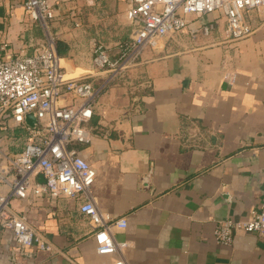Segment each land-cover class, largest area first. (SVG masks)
Wrapping results in <instances>:
<instances>
[{
	"label": "crops",
	"instance_id": "obj_1",
	"mask_svg": "<svg viewBox=\"0 0 264 264\" xmlns=\"http://www.w3.org/2000/svg\"><path fill=\"white\" fill-rule=\"evenodd\" d=\"M26 1L0 0V61L52 38L66 75L101 89L90 142L69 148L94 170L91 194L104 216L125 222L112 231L127 243L128 264H264L263 234L238 232L230 246L214 235L218 222L243 219L264 201V7L245 14L250 32L239 40L225 35L219 16L190 15L171 50L147 49L110 80L93 69V51L101 44L121 58L136 30L135 0H48L46 24L29 17ZM28 136L0 118L1 196ZM80 203L33 189L14 199L52 249L23 247L0 229V264H112L114 255L97 253Z\"/></svg>",
	"mask_w": 264,
	"mask_h": 264
},
{
	"label": "built area",
	"instance_id": "obj_2",
	"mask_svg": "<svg viewBox=\"0 0 264 264\" xmlns=\"http://www.w3.org/2000/svg\"><path fill=\"white\" fill-rule=\"evenodd\" d=\"M135 3L129 12L136 24L135 34L122 45L121 58L112 59L101 44L93 51V69L109 71L110 80L132 67L147 49L158 50L165 38L187 29L190 15L217 13L224 20L225 35L239 40L250 32L245 14L264 7V0H135ZM25 10L30 18L44 24L54 17L48 0H27ZM213 29L210 23L202 28V34L208 36ZM100 91L84 78L66 75L52 38L38 44L32 54L6 56L0 61V118H11L29 134L23 151L9 161L14 180L10 192L0 195V229L11 231L23 247L36 245L40 250H51L50 242L15 212L11 203L27 198L32 189L53 199H76L81 202L80 213L92 228L97 253L114 255L112 264H128L124 254L127 243L117 241L112 231L113 226H124L125 222L104 216L91 194L94 170L69 148L72 143L90 142V122ZM28 114H34L35 128L26 125ZM40 176L44 182L39 181ZM238 232L264 235V201L260 210L243 219L218 222L214 235L219 244L230 246Z\"/></svg>",
	"mask_w": 264,
	"mask_h": 264
},
{
	"label": "rangeland",
	"instance_id": "obj_3",
	"mask_svg": "<svg viewBox=\"0 0 264 264\" xmlns=\"http://www.w3.org/2000/svg\"><path fill=\"white\" fill-rule=\"evenodd\" d=\"M213 16H219L217 13H215V14H212ZM219 19L220 20H222V18H220L219 17ZM218 20V19H217ZM223 21V20H222ZM224 22V21H223ZM225 25V24H224ZM225 29V28H224ZM224 32H225V30H224ZM176 37V38H175ZM179 40V36H172V37H167V38H165L164 40H163V43H160V46L161 45H164L165 44V50H167V48H168V50H171V49H169V47L171 46L172 47V45H170L172 42H175V40ZM136 90L135 91H133L132 89H130V90H128V95L130 96V97H135V95H136Z\"/></svg>",
	"mask_w": 264,
	"mask_h": 264
},
{
	"label": "water",
	"instance_id": "obj_4",
	"mask_svg": "<svg viewBox=\"0 0 264 264\" xmlns=\"http://www.w3.org/2000/svg\"><path fill=\"white\" fill-rule=\"evenodd\" d=\"M26 125H28L31 128H35L36 126V119L34 114H28L25 118ZM40 182H44V179L42 176L39 177Z\"/></svg>",
	"mask_w": 264,
	"mask_h": 264
},
{
	"label": "trees",
	"instance_id": "obj_5",
	"mask_svg": "<svg viewBox=\"0 0 264 264\" xmlns=\"http://www.w3.org/2000/svg\"><path fill=\"white\" fill-rule=\"evenodd\" d=\"M56 46H57V43H56Z\"/></svg>",
	"mask_w": 264,
	"mask_h": 264
}]
</instances>
